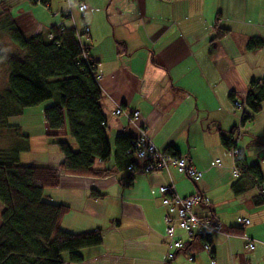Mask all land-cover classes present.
<instances>
[{
    "label": "crops",
    "instance_id": "1",
    "mask_svg": "<svg viewBox=\"0 0 264 264\" xmlns=\"http://www.w3.org/2000/svg\"><path fill=\"white\" fill-rule=\"evenodd\" d=\"M83 1L88 6L85 13L65 0H52L47 7L28 0H0L26 39L46 37L54 27L78 32L100 77L110 157L95 167L108 174H60L58 186L43 193L48 203L67 208L60 221L62 231L100 232L97 246L79 251L78 264H162L167 239L158 189L165 185L179 197L201 194L206 203L193 207L194 214L220 226V233L208 236L211 256L203 250V241L176 230L175 239L184 248L170 264H210L211 257L214 264H264V102L253 115L245 106L234 108L229 100L232 91L248 92L249 84L264 74V0ZM217 30L224 35L215 40ZM251 41L255 43L248 47ZM222 56L232 66L219 73L213 59ZM2 77L6 84L3 68ZM117 107L138 111L136 126L146 129L158 150L171 149L201 171L198 183L173 168L148 174L118 168L116 138L133 137L137 131L113 115ZM243 115L252 118L241 126ZM20 120L9 124L18 126L30 143L34 129H24ZM42 122L43 135L47 127L43 118ZM232 129L236 130L231 142L242 151L243 166L257 167L258 188L234 176V160L221 143ZM64 130L62 136L71 148L75 144ZM51 150L42 151L45 162L37 167L58 169L61 155ZM236 183L243 186L239 195L232 191ZM238 218L249 224L240 225ZM230 229L238 234H228ZM62 261L72 264L66 254Z\"/></svg>",
    "mask_w": 264,
    "mask_h": 264
},
{
    "label": "trees",
    "instance_id": "2",
    "mask_svg": "<svg viewBox=\"0 0 264 264\" xmlns=\"http://www.w3.org/2000/svg\"><path fill=\"white\" fill-rule=\"evenodd\" d=\"M47 7L52 0H28ZM52 39H49V36ZM224 35L217 30L215 40ZM0 36L7 37L16 47L11 53L0 49V62L7 73L5 87L0 92V133L6 131L14 145L0 150V264H63L62 255L69 263L81 262V249L97 246L100 232L70 234L60 229V221L67 208L48 203L43 198L45 190L58 186L59 175L103 176L108 171L96 169V163L106 162L110 157L105 119L101 112L102 93L94 79L93 61L85 66L82 46L73 30L51 28L48 35L24 38L8 9L0 6ZM251 41L248 47L251 46ZM118 45H121L118 43ZM213 65L219 73L231 68V61L225 56L214 58ZM238 99L253 115L261 110L264 102V74L257 82L249 84L246 93L232 91L229 100ZM53 101L42 111V118L50 131L48 136L56 138L57 132L66 129L73 141L72 150L65 141H57L61 155L58 169L49 167H28L19 165V154L28 150L27 137L22 136L19 127L9 121L23 115L27 108ZM252 117L243 115L240 125ZM222 145L228 150L233 146L232 134ZM3 135H0L2 137ZM130 136H119L115 140V165L127 168L134 162L130 154ZM177 156L171 149L164 151ZM243 157L236 161L241 177L250 185L259 187L257 167L243 166ZM136 172L135 170L130 173ZM257 179V180H256ZM235 195L243 186H232ZM228 234H238L230 229ZM208 241V236L198 237Z\"/></svg>",
    "mask_w": 264,
    "mask_h": 264
},
{
    "label": "built area",
    "instance_id": "3",
    "mask_svg": "<svg viewBox=\"0 0 264 264\" xmlns=\"http://www.w3.org/2000/svg\"><path fill=\"white\" fill-rule=\"evenodd\" d=\"M66 3L70 8L76 6L80 13H85L88 10V6L83 0H66ZM73 31L75 37L79 40V33L75 30ZM82 33L84 35L87 34L88 28L84 27ZM48 38L52 39V36L50 35ZM80 58L85 66H88L92 61L88 52L84 50L81 52ZM99 78L100 77L97 75L94 76L96 82ZM232 105L236 109L244 107L243 103L238 100L234 101ZM113 115L126 119L129 127H132L137 131L136 135L131 137L130 140L131 149L129 152L133 155L134 162L126 168L128 172L135 170L136 172L148 174L164 172L168 171L169 168H173L179 175L186 177L192 184L198 183L202 177L201 171L190 166L182 156H173L169 153L158 150L150 141L146 129L136 126L135 121L139 115L138 111L128 113L120 107H117L113 112ZM229 153L234 160V176L241 177L242 175L235 163L243 157L242 151L237 148L235 144L229 149ZM158 192L161 195V206L165 209L164 223L166 226L165 234L167 239V250L162 264H170L174 259L175 253L184 248V243L181 240L175 239L176 230L182 231L189 239L209 236L212 233H220V226L217 222L202 219L193 212V207L206 203V200L201 194L197 193L189 197H179L170 185L160 187ZM260 194L263 195V192L261 191ZM237 222L240 225L249 224L247 219L238 218ZM205 233H207V235H205ZM242 237L246 239L244 235ZM247 248L252 250L253 244L248 242ZM203 250L211 256L212 249L208 241L203 243ZM188 260L192 261V257ZM210 264H214L212 257Z\"/></svg>",
    "mask_w": 264,
    "mask_h": 264
},
{
    "label": "rangeland",
    "instance_id": "4",
    "mask_svg": "<svg viewBox=\"0 0 264 264\" xmlns=\"http://www.w3.org/2000/svg\"><path fill=\"white\" fill-rule=\"evenodd\" d=\"M66 1V0H65ZM15 46L10 42V40L5 36H0V49L5 53H11L15 50ZM2 68L6 72L3 63L0 62V92L5 87L4 77H2ZM53 101L45 102L39 106L27 108L23 111V115L17 119H21L22 127L24 129H34L33 132L30 134V143L28 142L27 145L30 147V151L21 152L19 157V165L21 166H42L44 164L45 158L42 157V151L45 148L53 149L51 151H56L58 157H60L59 152L56 146L53 145L54 142L57 141H64L65 138L62 136L65 133V130L57 132V137L53 138L48 136L50 131L46 128V133L43 135L40 133V128L43 126L42 118H38L37 115L39 110H41L44 106H48L52 104ZM33 115L34 118L31 120L23 119L25 115ZM23 119V120H22ZM42 123V124H41ZM44 127V126H43ZM0 135V150H7L14 145V141L12 139H8L6 136V131H1ZM69 139V138H68ZM74 149L76 146H72ZM71 147V148H72ZM73 150V149H72ZM2 207L0 205V212Z\"/></svg>",
    "mask_w": 264,
    "mask_h": 264
},
{
    "label": "water",
    "instance_id": "5",
    "mask_svg": "<svg viewBox=\"0 0 264 264\" xmlns=\"http://www.w3.org/2000/svg\"><path fill=\"white\" fill-rule=\"evenodd\" d=\"M205 235H207V233H205Z\"/></svg>",
    "mask_w": 264,
    "mask_h": 264
}]
</instances>
